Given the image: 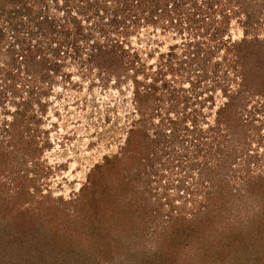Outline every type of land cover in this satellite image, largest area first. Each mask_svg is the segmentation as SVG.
I'll use <instances>...</instances> for the list:
<instances>
[{
  "label": "rangeland",
  "instance_id": "obj_1",
  "mask_svg": "<svg viewBox=\"0 0 264 264\" xmlns=\"http://www.w3.org/2000/svg\"><path fill=\"white\" fill-rule=\"evenodd\" d=\"M34 1L0 0V264H264V0Z\"/></svg>",
  "mask_w": 264,
  "mask_h": 264
},
{
  "label": "trees",
  "instance_id": "obj_2",
  "mask_svg": "<svg viewBox=\"0 0 264 264\" xmlns=\"http://www.w3.org/2000/svg\"><path fill=\"white\" fill-rule=\"evenodd\" d=\"M42 1H44V0H35L34 3H40V2H42ZM150 1L152 2V4H151L152 10L155 9V7H156L157 5L164 3V2H162V1H160V0H150ZM139 2H140V3H143V2H145V0H138V3H139ZM34 5H36V4H34ZM177 5H178V4H177ZM28 10H29V13H28V14H30L29 16L31 17V20H35V19H37L39 25H40V24H47V25L50 24L51 26H54V28L56 27L53 18H50V16L43 17L42 14H41V13H44V14H45V13L47 12V7L44 6V7L40 8L39 11L36 10V11L34 12V14H33L34 6L29 7ZM40 15H41V17H43L41 20L39 19V18H40ZM45 15H46V14H45ZM29 21H30V20H29ZM48 23H49V24H48Z\"/></svg>",
  "mask_w": 264,
  "mask_h": 264
}]
</instances>
